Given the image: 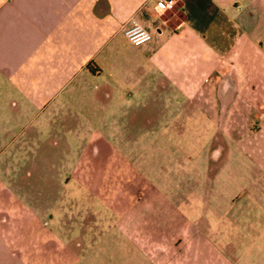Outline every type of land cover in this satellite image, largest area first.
<instances>
[{
    "label": "crops",
    "instance_id": "1",
    "mask_svg": "<svg viewBox=\"0 0 264 264\" xmlns=\"http://www.w3.org/2000/svg\"><path fill=\"white\" fill-rule=\"evenodd\" d=\"M152 2L0 0V124L16 99L40 111L78 82L108 102L98 130L130 129L123 118L143 111L156 131L239 132L205 143L188 186L149 192L180 196L168 219L202 264H264V0H179L163 14ZM133 24L152 38L132 44ZM26 225L12 239L30 256Z\"/></svg>",
    "mask_w": 264,
    "mask_h": 264
},
{
    "label": "rangeland",
    "instance_id": "2",
    "mask_svg": "<svg viewBox=\"0 0 264 264\" xmlns=\"http://www.w3.org/2000/svg\"><path fill=\"white\" fill-rule=\"evenodd\" d=\"M81 85L40 111L18 99L5 111L14 121L0 124V264H202L168 219L180 196L159 202L149 189L188 186L205 143L239 132L156 131L159 115L143 111L122 117L130 129L98 130L108 102ZM29 221L30 256L12 239Z\"/></svg>",
    "mask_w": 264,
    "mask_h": 264
},
{
    "label": "built area",
    "instance_id": "3",
    "mask_svg": "<svg viewBox=\"0 0 264 264\" xmlns=\"http://www.w3.org/2000/svg\"><path fill=\"white\" fill-rule=\"evenodd\" d=\"M179 0H153V9L158 14L173 9ZM127 39L134 45H140L152 38L151 33L139 24H133L124 31Z\"/></svg>",
    "mask_w": 264,
    "mask_h": 264
}]
</instances>
